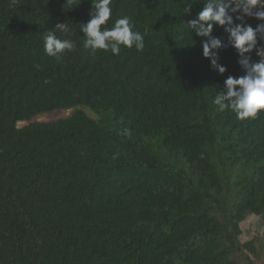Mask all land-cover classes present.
<instances>
[{
  "label": "trees",
  "instance_id": "trees-1",
  "mask_svg": "<svg viewBox=\"0 0 264 264\" xmlns=\"http://www.w3.org/2000/svg\"><path fill=\"white\" fill-rule=\"evenodd\" d=\"M65 3L0 0V264H250L240 223L264 218V110L240 121L213 103L244 75L228 34L212 32L221 75L185 25L203 0L190 14L184 0H112L106 26L131 17L144 50L90 54L91 0ZM66 22L56 35L77 47L57 61L43 36Z\"/></svg>",
  "mask_w": 264,
  "mask_h": 264
},
{
  "label": "clouds",
  "instance_id": "clouds-1",
  "mask_svg": "<svg viewBox=\"0 0 264 264\" xmlns=\"http://www.w3.org/2000/svg\"><path fill=\"white\" fill-rule=\"evenodd\" d=\"M82 0H66L78 6ZM184 13L190 14L192 3L184 0ZM199 0H193V3ZM65 3V4H66ZM204 7L195 19L187 21L186 28L191 36L205 38L202 42V56L210 66L223 75L227 69L218 63L219 49L225 45L212 35L214 27H222L228 34L229 44L235 49L238 64L244 70L239 77L228 76L223 89L217 92L214 105L217 110L233 112L240 121L254 118L264 110V0H203ZM112 0H91L90 19L80 25L83 32L82 49L90 54L110 51L119 55L121 48H135L138 52L145 47L144 35L135 31L131 17L123 15L107 27L113 14ZM248 19L258 21L255 27ZM104 26V27H102ZM67 34L68 23H57L43 36V51L46 56L60 61L65 52H71L77 45L70 39H60L56 33ZM258 57L253 60L252 54Z\"/></svg>",
  "mask_w": 264,
  "mask_h": 264
},
{
  "label": "rangeland",
  "instance_id": "rangeland-1",
  "mask_svg": "<svg viewBox=\"0 0 264 264\" xmlns=\"http://www.w3.org/2000/svg\"><path fill=\"white\" fill-rule=\"evenodd\" d=\"M86 114H88L92 118H97V115L92 112L89 108L86 107H80ZM74 108H68V109H60V110H54L51 112L41 113L36 115L33 119L29 121H21L18 122V126H23L25 124H28L31 121H51L57 118L65 117ZM222 197V192L219 190H214L211 195V201H212V209H209L210 213L214 216H219V218H222L219 212V208H217L216 201H220ZM241 234L239 236V239L241 242H245L248 240L255 241L256 246V254L252 255L251 263L250 264H264V254L262 253L260 249V241L262 240V234L264 231V218L257 216V215H249L247 216L241 223ZM242 264H249L245 263L244 261H240Z\"/></svg>",
  "mask_w": 264,
  "mask_h": 264
}]
</instances>
